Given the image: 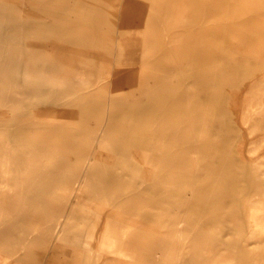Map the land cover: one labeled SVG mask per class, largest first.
I'll use <instances>...</instances> for the list:
<instances>
[{
    "label": "bare ground",
    "instance_id": "6f19581e",
    "mask_svg": "<svg viewBox=\"0 0 264 264\" xmlns=\"http://www.w3.org/2000/svg\"><path fill=\"white\" fill-rule=\"evenodd\" d=\"M0 264H264V0H0Z\"/></svg>",
    "mask_w": 264,
    "mask_h": 264
}]
</instances>
